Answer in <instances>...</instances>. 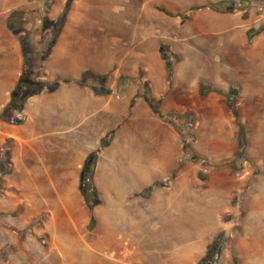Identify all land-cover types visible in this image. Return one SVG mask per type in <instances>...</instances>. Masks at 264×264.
<instances>
[{"label":"rangeland","instance_id":"374dc122","mask_svg":"<svg viewBox=\"0 0 264 264\" xmlns=\"http://www.w3.org/2000/svg\"><path fill=\"white\" fill-rule=\"evenodd\" d=\"M39 1L44 2L45 25L53 7L57 11L68 2ZM77 3L78 12H86L94 22L89 31L100 41H117V60L139 70L136 76L118 78L117 89L140 83L135 99L150 101L171 127L162 124L158 129L159 153L175 156L176 131L183 148V179H198L206 190L189 185L199 198L182 199L176 211L170 205L175 193L158 191L157 211L154 202L151 214L150 205L133 202L129 219L121 224L119 214L108 211L109 220H101V201L89 207L88 220L77 230L72 220L80 214L72 209L70 218L63 203L70 205L58 196L68 192L79 203L70 184L51 186L40 170L38 181L47 185H31L24 169L17 174L20 187L5 184L10 171L5 145L0 147V264H174L177 254L186 257L189 250L192 256L194 249L215 240V264H264V0ZM214 3L220 4L219 10L209 7ZM30 5L23 10L31 19ZM195 6L201 8L191 12ZM98 24L106 25V32H99ZM27 29L33 31L30 24ZM113 78L106 75V84ZM200 82L217 91L202 96ZM146 106L143 101L139 106L143 119ZM58 173L51 171L55 182ZM100 178L102 185L105 180ZM167 183L159 182L158 188ZM22 197L27 199L23 206ZM47 209L53 218L46 229L58 232L54 239L43 229L48 214L41 212Z\"/></svg>","mask_w":264,"mask_h":264},{"label":"crops","instance_id":"0c3cea01","mask_svg":"<svg viewBox=\"0 0 264 264\" xmlns=\"http://www.w3.org/2000/svg\"><path fill=\"white\" fill-rule=\"evenodd\" d=\"M77 1L70 6L64 28L42 69V78L51 82L59 81V86L52 92H42L29 98L23 111L18 113L23 117L22 122L14 123L3 121L1 118L10 101L11 92L18 83L23 64L21 43L18 35L11 29L10 16L24 6L34 5L31 7L29 24L33 28L34 41L39 50L43 44L41 29H44L47 18L42 1L0 0V147L6 145L7 165L10 170L5 174V184L20 187L17 174L22 169L27 171L31 185H47L44 181H38L40 170L48 180L45 181L51 186L70 184L79 195H76L79 197V203L73 201L68 192L58 196L59 201H66L70 205L66 208L63 203L70 218L72 209L80 214V217L72 220L75 228L79 230L90 214L89 206L79 189L81 171L89 156L97 153L94 182L102 201L97 210L103 222L109 220L110 212L119 214L117 224H121L124 218L128 220L129 206L133 202L140 201L150 205L149 214L154 202L157 211L155 199L158 191L166 192V195L175 193L170 205H173L171 207L176 211L182 199L191 195L199 198L198 192L190 190L189 185H197L203 189L205 186L201 185L198 179H191V182L189 179H183L184 172L181 170L184 167L180 166L183 148L176 131L172 129L178 142L175 156L159 153L158 129L162 124L168 125L146 99H135L140 83H130L117 89V79L122 76H136L138 68L117 60V41H100L92 34V30L89 31L94 22L88 18L86 12H78ZM64 7L62 3L57 11H54L53 7L50 18L55 20ZM105 26L98 24V31L106 32ZM126 68L131 69L129 73L125 72ZM87 71L115 78L108 84L98 85L95 90L90 83L81 82L83 74ZM104 89L110 92L103 93ZM125 96L127 98H124ZM142 101L147 104L144 119L139 112ZM153 121L156 122L152 124ZM162 130L165 129L162 127ZM108 136L110 141L102 146L103 140ZM57 170L59 182H55L51 175V171ZM175 173L177 176L173 178ZM99 175L105 180L102 185ZM167 181L169 183L166 187L158 188L159 182ZM20 192V189L19 193L16 191L24 196ZM103 192L108 193V196ZM20 201L19 205L23 206L27 199L22 197ZM186 204L188 206L189 202ZM41 213L48 214L43 229L54 239L52 235L58 232L46 229L49 224L47 221L53 218V213L50 209ZM210 243L206 242L203 247L194 249L192 256L188 254L189 250L186 257L184 254H177L176 259L179 261L174 264H197L207 254Z\"/></svg>","mask_w":264,"mask_h":264},{"label":"trees","instance_id":"16d2710c","mask_svg":"<svg viewBox=\"0 0 264 264\" xmlns=\"http://www.w3.org/2000/svg\"><path fill=\"white\" fill-rule=\"evenodd\" d=\"M72 0H68L67 5L62 13L57 19L50 20L41 29L42 35V46L41 49H37L35 43V36L31 29H27V25L30 22L28 18V13L23 9L14 11L10 16V25L13 32L18 35L21 43L23 52V64L22 71L18 83L11 92L10 101L4 108L1 118L3 121L21 123L22 119H18L15 115L21 113L24 109L25 103L32 96L41 94L42 92H52L60 84L59 81H48L42 78V69L44 62L50 56L57 40L64 28L66 22V17L68 15ZM209 7L214 10H219L220 4L214 3L210 4ZM200 6L191 7L189 10L194 12L200 9ZM249 40L252 39V31L248 33ZM167 70L170 72L172 70V65L167 64ZM81 82L90 83L95 90H97L98 85L106 83V75H98L93 71H87L83 74ZM199 90L202 96H206L209 92L217 91L211 85L204 82L199 83ZM100 91V90H99ZM97 91V92H99ZM108 89H104L103 93H109ZM150 103V101H149ZM152 106V105H151ZM233 108V113L236 120L237 110L233 103L231 104ZM154 108V107H153ZM155 111L158 112L156 108ZM164 119V116H161ZM239 125V136L243 138L244 128L241 123ZM110 141V136L103 140L102 146H105ZM97 153H93L89 156L85 162L81 171V180L79 189L84 197L85 202L90 208H93L101 204V200L98 198V193L94 184V174L97 164ZM94 221V219H92ZM218 242L215 240L208 246L207 254L197 263V264H215V256L219 253Z\"/></svg>","mask_w":264,"mask_h":264},{"label":"built area","instance_id":"2783aa9c","mask_svg":"<svg viewBox=\"0 0 264 264\" xmlns=\"http://www.w3.org/2000/svg\"><path fill=\"white\" fill-rule=\"evenodd\" d=\"M19 119H23V117L20 115V114H18V116H17Z\"/></svg>","mask_w":264,"mask_h":264},{"label":"bare ground","instance_id":"6f19581e","mask_svg":"<svg viewBox=\"0 0 264 264\" xmlns=\"http://www.w3.org/2000/svg\"><path fill=\"white\" fill-rule=\"evenodd\" d=\"M72 240V239H71Z\"/></svg>","mask_w":264,"mask_h":264}]
</instances>
